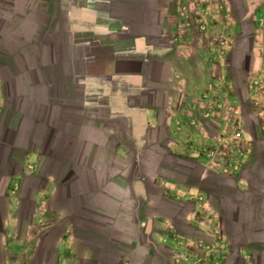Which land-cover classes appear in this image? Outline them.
<instances>
[{
    "label": "crops",
    "instance_id": "obj_1",
    "mask_svg": "<svg viewBox=\"0 0 264 264\" xmlns=\"http://www.w3.org/2000/svg\"><path fill=\"white\" fill-rule=\"evenodd\" d=\"M208 1L0 0V264H264V106Z\"/></svg>",
    "mask_w": 264,
    "mask_h": 264
},
{
    "label": "rangeland",
    "instance_id": "obj_2",
    "mask_svg": "<svg viewBox=\"0 0 264 264\" xmlns=\"http://www.w3.org/2000/svg\"><path fill=\"white\" fill-rule=\"evenodd\" d=\"M221 1V4L226 7L225 9L230 10V12L224 10V21L241 20L243 31L232 38L223 34L217 35L214 38L213 41L216 44H211V47H213L212 50L219 61L220 70H222V65H224L234 75L235 85L246 106H264V88H260L262 81H255L254 85L257 86V95L248 98L250 80L254 74L257 78H260L261 68H254V55L256 54L259 57V61L261 58H264V0H209L211 10L215 14L220 12V8H223L221 5L219 7ZM195 26L197 25L195 24ZM227 62L228 66L225 64ZM247 120L249 127L254 131L257 116L248 112ZM260 146L262 147L264 144L261 143ZM206 174L209 176L203 179L202 182L204 185H210L211 181L217 176L211 171H208ZM180 224L188 228L182 219L180 220Z\"/></svg>",
    "mask_w": 264,
    "mask_h": 264
},
{
    "label": "trees",
    "instance_id": "obj_3",
    "mask_svg": "<svg viewBox=\"0 0 264 264\" xmlns=\"http://www.w3.org/2000/svg\"><path fill=\"white\" fill-rule=\"evenodd\" d=\"M173 158H175L176 160L178 159V157H173ZM171 206V208H175L174 206H172V205H170ZM106 264H111V263H106Z\"/></svg>",
    "mask_w": 264,
    "mask_h": 264
}]
</instances>
